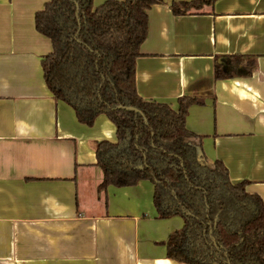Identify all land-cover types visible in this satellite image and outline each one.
<instances>
[{
  "label": "crops",
  "instance_id": "obj_1",
  "mask_svg": "<svg viewBox=\"0 0 264 264\" xmlns=\"http://www.w3.org/2000/svg\"><path fill=\"white\" fill-rule=\"evenodd\" d=\"M47 1L0 0V264H181L163 243L183 221L158 218L149 181L99 188L96 146L116 142L115 125L105 115L79 123L48 90L51 44L34 26ZM162 1L147 11L136 92L174 110L179 98L201 101L185 119L201 137L193 144L264 206V0H216L184 16L169 5L190 0ZM232 55L252 57L251 74L216 80L215 63Z\"/></svg>",
  "mask_w": 264,
  "mask_h": 264
},
{
  "label": "trees",
  "instance_id": "obj_2",
  "mask_svg": "<svg viewBox=\"0 0 264 264\" xmlns=\"http://www.w3.org/2000/svg\"><path fill=\"white\" fill-rule=\"evenodd\" d=\"M216 0L171 2L173 16L198 13ZM162 0H48L34 26L51 51L41 60L55 100L69 105L79 123L92 126L105 115L116 142L96 146L100 189L153 185L159 219L180 217L182 227L163 243L167 258L181 264H264V206L244 183L231 184L219 161L197 154L201 137L185 126L193 98L168 104L144 101L136 92L135 64L147 35V11ZM217 58V57H216ZM216 80L249 76L250 56L223 57ZM132 107L138 112L126 110Z\"/></svg>",
  "mask_w": 264,
  "mask_h": 264
},
{
  "label": "water",
  "instance_id": "obj_3",
  "mask_svg": "<svg viewBox=\"0 0 264 264\" xmlns=\"http://www.w3.org/2000/svg\"><path fill=\"white\" fill-rule=\"evenodd\" d=\"M126 110H129V111H133V112H138L136 109H134V108H132V107H127V108H125ZM194 146H195V148L197 149V154L199 155V156H201L202 155V152H201V150H200V148H199V146L198 145H195L194 144Z\"/></svg>",
  "mask_w": 264,
  "mask_h": 264
}]
</instances>
